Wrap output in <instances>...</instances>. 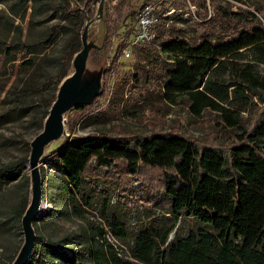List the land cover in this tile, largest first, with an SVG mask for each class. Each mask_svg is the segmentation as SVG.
Segmentation results:
<instances>
[{"label":"trees","instance_id":"trees-1","mask_svg":"<svg viewBox=\"0 0 264 264\" xmlns=\"http://www.w3.org/2000/svg\"><path fill=\"white\" fill-rule=\"evenodd\" d=\"M156 2L146 0L143 5ZM0 3L6 4L9 14H0V76L14 67L16 70L14 84L0 100L5 107L0 119L27 117L29 126L39 132L60 82L68 76V66L81 49L83 12L92 0ZM163 3L175 11L173 16H181L192 36L187 41L182 35L172 38L170 29L164 26L166 17H172L166 16L169 7L157 4L154 40L135 49L145 50L157 59L159 54H165L172 61L162 80L166 90L187 93L195 101L192 91L201 87L209 106L215 104L212 97L220 102L232 98L250 105L251 97L244 94L245 88L252 93L250 89L217 79L227 68V60L240 59L242 52L249 53L256 64L264 65V25L258 16L248 10L232 12L212 2L214 16L206 19L205 0H199L197 6L203 13L196 10L193 16L184 17L189 13L184 0ZM78 4L83 5V11ZM141 8L131 0L108 2L103 17L108 39L105 52L112 46L110 39L119 25L129 18L134 23L123 33L116 53L125 47L135 31ZM258 13L264 20V13ZM49 15L55 23L39 29L29 39L23 40L21 27L14 25L16 19H27L33 25ZM58 38L62 45L53 56L46 50ZM22 54L30 55L29 64L14 65ZM241 77L251 84L263 85L264 78L254 73L243 72ZM134 80L140 77L135 75ZM3 89L5 86H0ZM54 157L58 174L46 178L40 172L42 200L49 208L42 207L32 223L36 237L27 264H264V117L236 135L227 148L199 144L175 132L133 137L105 133L74 137ZM4 167L7 166L0 165V181ZM104 178L112 179L119 193L146 196L148 203L156 197H168L170 222L142 225L127 253H122L107 241L106 235L111 233L120 240L126 238L127 231L109 215L107 202L103 201L99 218L106 222L108 231L89 222L77 236L73 232L58 235L50 216L67 222L84 220L92 202L86 185ZM22 186L21 200L7 211V232L14 226L21 228L29 199V178ZM182 216L187 220L185 234L179 232L180 227L175 230ZM74 239L80 247L73 244ZM12 260L9 257L10 263Z\"/></svg>","mask_w":264,"mask_h":264},{"label":"rangeland","instance_id":"rangeland-1","mask_svg":"<svg viewBox=\"0 0 264 264\" xmlns=\"http://www.w3.org/2000/svg\"><path fill=\"white\" fill-rule=\"evenodd\" d=\"M109 1L103 0L101 17L91 24L87 36L89 46L97 49L94 48L90 51L84 79L88 82L86 85L94 83L100 93L89 104L81 106L82 110L74 109L64 115L67 136L51 142L45 148L40 160L39 170L46 178L58 174L54 154L57 150L65 147L74 137L105 133L133 137L175 132L195 140L199 144L227 148L234 141L236 135L249 130L257 118L264 117V81L262 80L263 85L251 84L241 77L243 72H248L254 73L259 78H264V65L252 61L247 52H242L240 59L227 60V68L217 81L224 84L237 82L250 89L252 93L246 88L244 89V94L251 97L250 105H244L242 101L232 98H229V102H220L212 97L214 106H209L206 103L201 87L192 91L195 94V101H192L187 93L166 90L162 80L165 71L171 69L172 63L167 55L159 54L157 59L145 50L134 48L130 51V55L125 57L124 46L116 53V47L123 39V33L134 23L129 18L119 25L116 33L110 39L112 46L105 52L107 41H105L104 47L102 46L103 17L106 15ZM145 1L131 0V3L142 7ZM184 2L189 10V13H185L184 17L186 15L193 16L196 10L203 13V9L197 6L199 0H184ZM212 2L214 5L230 9L232 12L239 9L253 12L264 25L262 15L258 13V11L264 13V0H205L206 19L214 16ZM157 4L169 7L170 10V6L164 5L163 0H157ZM78 5L83 11V5ZM98 5L97 1L92 0L89 9L83 13L91 19L96 14ZM0 14L9 15L6 4L0 3ZM173 15H175L174 10H170L166 14V16L172 17L165 16V29H170L172 38L182 35L184 41H187L192 36L188 26L182 21L181 16ZM40 21L29 25L27 19L23 22L16 19L14 25L21 27V38L25 40L39 29L51 27L55 23L51 15L44 21L42 19ZM61 45L62 40L58 38L46 52L55 56ZM101 46L102 48L99 50L98 47ZM30 58V55L22 54L14 62V65L29 64ZM15 71L14 67L11 72L0 76V86H5V89L0 90V100L11 84H14ZM72 72L71 61L67 73L70 75ZM135 75H138L140 80L135 81ZM4 109L5 107L0 104V113H3ZM38 133L37 130L29 126L27 117L18 120L0 119V165L7 166L4 167L6 169L0 181V264H11L9 257L14 260L23 243L21 228L18 229L17 226H14L11 232H7L4 223L9 216L7 211L16 205L23 196L22 184L25 178H29L27 163L24 164L23 159L28 161L30 142ZM111 180L104 178L91 185L87 183L85 191L91 197L92 202L88 210L86 209L84 220L67 222L59 220L53 215L50 216L51 226L58 235L73 232L77 236L79 229L83 226L87 227L89 222L108 231L106 222L99 218L103 201L107 202L109 215L121 222L122 228L127 231L126 238L120 240L112 237L111 233L106 235L107 241L122 253H127L128 246L142 225L149 224L151 221L153 224L170 222V199L168 197H156L154 201L148 203L146 196L119 193L118 185L110 182ZM44 188L46 189V186ZM43 207L42 210L49 208V204L45 200ZM107 218L110 220L109 216ZM186 221L185 216H182L175 230L180 227L179 232L185 234ZM173 236L174 233L170 235V240ZM73 244L77 248L80 247L75 239Z\"/></svg>","mask_w":264,"mask_h":264},{"label":"water","instance_id":"water-1","mask_svg":"<svg viewBox=\"0 0 264 264\" xmlns=\"http://www.w3.org/2000/svg\"><path fill=\"white\" fill-rule=\"evenodd\" d=\"M95 1L99 4L96 14L89 19L88 15L86 16L84 13L85 20L80 36L81 49L72 59L73 72L60 82L55 99L51 103L47 116L43 121L42 129L30 142V152L27 161L29 171V199L20 222L23 243L11 264H27L34 248L36 236L32 223L38 217L44 205L39 164L45 148L51 142L67 136L64 115L77 107L89 104L100 93L94 83L86 85L88 82L84 79L90 51L96 48L90 47L87 42L88 29L94 21L100 19L103 7V0ZM106 34V26L104 24L103 47L107 38ZM102 46L98 47V49L101 50Z\"/></svg>","mask_w":264,"mask_h":264},{"label":"built area","instance_id":"built-area-1","mask_svg":"<svg viewBox=\"0 0 264 264\" xmlns=\"http://www.w3.org/2000/svg\"><path fill=\"white\" fill-rule=\"evenodd\" d=\"M155 6L156 4L148 3L139 10L135 22V31L123 49L125 57H128L130 51L135 47L148 45L154 40L153 26L157 20L154 14Z\"/></svg>","mask_w":264,"mask_h":264}]
</instances>
